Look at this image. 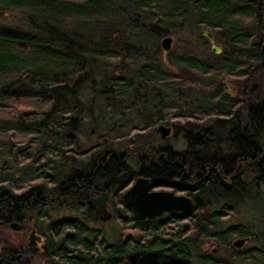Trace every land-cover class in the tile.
<instances>
[{
    "label": "trees",
    "instance_id": "trees-1",
    "mask_svg": "<svg viewBox=\"0 0 264 264\" xmlns=\"http://www.w3.org/2000/svg\"><path fill=\"white\" fill-rule=\"evenodd\" d=\"M200 30L222 37L226 48L237 49L235 57L218 60ZM170 35L180 52L176 57L170 51L164 60L161 41ZM239 78L246 81L235 85L231 100L222 82ZM183 98H195L199 107L184 108ZM132 113L143 121L133 131L142 133L117 128ZM172 120L187 123L173 127L189 145V163L208 165L218 153L220 163L237 169L233 188L215 190L202 182L187 214L138 221L122 210L111 235L89 226L97 220L81 212L77 198L59 201V208L44 205L37 226L43 264H264V222L254 219L264 216V201L254 197L264 191V0H0V209L10 202L21 210L25 198L38 193L62 195L74 167L67 153L93 122L95 134H115L118 149L109 152L114 163L103 178L111 184L101 188L95 170L92 187L123 191L135 178L124 154L131 145L152 146L146 133L156 135L157 125ZM167 156L179 165L183 160L179 151ZM159 159L142 176L155 186L181 189L189 180ZM124 171L118 184L115 177ZM248 197L254 227L239 218L223 225ZM241 237L254 246L233 252L232 241ZM8 238L1 228L2 252ZM207 244L224 250L229 261L208 254Z\"/></svg>",
    "mask_w": 264,
    "mask_h": 264
},
{
    "label": "flooded vegetation",
    "instance_id": "flooded-vegetation-1",
    "mask_svg": "<svg viewBox=\"0 0 264 264\" xmlns=\"http://www.w3.org/2000/svg\"><path fill=\"white\" fill-rule=\"evenodd\" d=\"M216 42L217 40L215 37V44ZM219 48H220V53L214 54L216 57H220V54L223 51L222 47L219 46ZM230 49L232 51L229 53V55L231 54L232 56L228 55L227 57H224V60L221 61H225V60L229 61L230 59H233V57H235L233 54H234V50L237 49L235 48L233 49L230 48ZM244 58L245 56H242L240 59L241 62L243 63H245L246 61V59L243 60ZM244 81H246V79L243 80L242 83ZM222 83L225 89L228 87L231 89V95H228L225 92V96L233 100L235 98L234 95L235 92L233 88L235 87L237 82L233 79H226ZM220 117H217V119H220ZM158 126L161 125H157L154 128V132L158 134V138L155 141L156 142L159 141L160 143H158L157 145L151 143L152 146H150V144L148 143L149 145H144L143 147H141V149H139L138 146L136 147L135 145H131L129 148L130 151L124 154L127 160L129 158L132 159L131 160L132 163H130L129 166H130V171L134 173L135 178L132 179L126 185L123 191L117 193H113V190H110L109 192L99 190V192H97L95 191L94 187H92L93 180H95L96 177L95 175L96 172L94 173L95 170L100 172L98 176H100L99 182H101L102 184L101 188L102 187L105 188L108 186V184H111L108 180H103V178L104 179L107 178L108 165L110 163L111 164L114 163L113 161L109 163V159H108V155L109 152H111V150H109L106 147L105 148L103 147V145H106L105 143L107 140L102 139L101 140L102 143L96 144L92 147H86L87 143L90 142V140L88 141L83 140L81 136L82 133L78 135V138L76 135L75 139L77 140L76 143L78 144V148L76 146H72L70 147L71 150H69V152L67 153V154H71V156L69 157L70 159L68 160L72 161V163L74 164V167H72V171L68 173L69 176L68 181L70 187L65 188L64 189L65 192L63 191L62 195H60V193H57V197L52 198L50 196L48 198L47 196L44 197L41 193H38L35 196H32L31 199L25 198L26 203L25 206L21 208V210H18V208L15 207L16 205L11 206L10 202L7 203L8 206L4 207L3 209H0V229L2 228L3 230H5L10 234V238L5 239L6 244H5V248L3 249V252L0 249V264H36V263L43 264V259H42L43 235L40 232H38L37 226L39 222L42 221L40 219L41 218L40 215L44 205H51L54 208L56 207L59 208L60 206L59 201L65 204L66 198H70L68 199L69 201L77 198L82 210L81 212L85 214L92 213V215L97 220L96 222H101L99 216L96 214V207L95 205L92 204V200L106 193L108 197L106 199L105 206L107 210L112 214V219L113 216H115L117 213L125 209L128 212V214L133 215L132 209L126 207L123 204L122 195L123 193H125L127 189L131 187V185L138 178L143 177L142 172L144 173L145 169H151L153 168L154 165L156 167L159 166L157 162L158 160H160L159 159L160 156L165 157V161L167 164H171L173 167L177 169L180 168L182 172V177L189 181H186V183L181 184V189L155 186L154 184H152L154 187L153 191H171L175 195L187 196L192 200L195 208L196 205L195 198L196 196L201 194L204 188L201 187L202 182H204L206 185L207 184L211 185L212 188L215 190L219 188H224L223 183L225 185L231 184V189L233 188L234 177L237 172V169L234 170L233 164L230 161H228V163L226 164L225 162L224 164L220 163L217 154L213 151L215 153V156L213 157L212 163L208 165L203 164L202 162L196 165L193 163H189L188 156L190 153L188 151L189 149L188 143L185 142V149L183 150H179V149L175 150L173 147H170L169 145H163V142L169 139L170 137L176 138L178 132L177 130L174 129L173 126L167 125L165 127L171 128V131L165 139H161V135L157 133L155 130ZM102 134H106V133H102ZM176 151L181 152L183 155V160L180 163V165L171 158H168L167 156L170 153L174 154ZM199 152L200 151L198 149L196 153L198 154ZM78 154H82L84 155V157L82 159H78L76 157ZM94 157L97 158L94 160L91 167V161L93 160ZM244 162L246 163V158H244ZM122 173H126V176L128 175L127 171H124ZM240 174L241 176L242 174H245L246 176L247 170L245 169L241 171ZM120 176L115 177L116 182ZM126 176L124 180L126 179ZM190 179H193L195 181L192 182V180ZM230 190H226V191H230ZM120 196L121 199L119 198ZM27 204L30 206V208H32V210L27 211ZM11 224H16L18 226V229L12 228ZM36 238H40V240H36ZM235 252L238 253V251ZM2 253L3 255H1Z\"/></svg>",
    "mask_w": 264,
    "mask_h": 264
},
{
    "label": "rangeland",
    "instance_id": "rangeland-1",
    "mask_svg": "<svg viewBox=\"0 0 264 264\" xmlns=\"http://www.w3.org/2000/svg\"><path fill=\"white\" fill-rule=\"evenodd\" d=\"M171 36V35H170ZM169 36V37H170ZM185 37L189 38V33L188 32H185ZM171 38L173 39V43H172V48H171V52L174 51V53L172 54L173 56H178L180 50L178 52H176L174 49H177V42L175 41V39L173 38V36H171ZM190 39V38H189ZM259 40V39H258ZM217 41L220 43L217 45V46H220L222 47L223 51L221 52L220 54V57H218V60H224V57H227L229 55V53L232 51L230 48H226L223 44V40H222V37L220 38H217ZM211 45V44H210ZM200 44L198 42V44L196 45V47L194 48V51L196 52L197 55H200L201 53H199L200 51H202L201 48H199ZM170 53V52H169ZM168 53V54H169ZM167 54V55H168ZM166 54H163V59L165 60L166 57H167ZM176 56V57H177ZM246 58H244L243 60H245ZM246 62V61H245ZM228 77L227 75L225 74H218V78L219 79H224ZM234 78V77H233ZM237 83L241 82L245 79L243 78H239V79H234ZM240 83V84H241ZM183 101V102H182ZM182 101L180 100V103H184V101L187 102V106L186 107H191L193 108L194 110L196 109V107L198 106L199 107V102L197 100H195V98H191L190 100H187V99H182ZM137 115L136 114H127L125 115L124 117H122V119L118 120V122L116 123L117 125V128H125L127 130H129V135H134V134H139V133H142V131H133L135 130L134 128H136V126H139L140 128L142 127V120L140 118H137L136 117ZM116 117H118V115L116 116H113V118L115 119ZM101 121H103V119H101ZM104 122V121H103ZM187 124L185 121H177V120H172V121H167V122H164L162 124H159V125H163V126H167V125H171V126H174L175 124ZM105 124V122H104ZM205 124H208V123H205ZM209 125V124H208ZM106 127V125H105ZM94 130H98V127L96 126L95 122L93 123H89V125H85L83 126L82 128V131H84L81 136L83 138V140L85 141H88L90 140V142L87 143L86 147H92L96 144H99V143H102V139H106V145H103V147L105 148H108L109 150H112V149H118V142L116 141V136L115 134L113 133H110L108 132V134H102V133H98V134H95L94 133ZM141 130V129H139ZM177 132H180L179 130ZM117 135V134H116ZM146 138L148 140H154L153 143L155 145H157L158 143H160L159 141H155L157 138H158V134L156 135H153V134H150V133H146ZM262 143H261V146L264 148V137L263 139L261 140ZM120 142V141H119ZM163 145H169L170 147H173L175 150L179 149V150H183L185 149V142H184V138L181 136V134L179 133L177 135L176 138H169L167 139L166 141L163 142ZM122 148V146L120 147ZM218 154V153H216ZM262 193H261V196L259 194H256L254 193V197L256 196L258 200H263L264 201V191L261 190ZM242 198V196H239V199ZM243 203V206H241L240 209H237L236 210H233L232 212V215L229 216L227 219H225L224 221V224L223 225H231L232 223H236L237 222V219L238 220H242L244 222V220L248 221L246 224V226L248 227V229H251L253 228L254 226L252 225V222L250 221L251 219V215L253 213V209H254V206H253V203L251 201V197H248L246 199V202H242ZM247 203V204H245ZM247 214L249 216V218H245L244 215ZM264 214V213H262ZM257 218L258 221L256 223H258L260 220H261V223L264 222V216L260 218L257 217H254V219ZM189 221L187 220L185 223H188ZM118 224H119V221L118 219L114 218L113 216V219L109 222H93V223H89V226L92 227V228H96V229H102L104 230L108 235H111V234H115L113 232V230H116L118 229ZM259 226V225H258ZM237 239V238H235ZM234 239V240H235ZM233 240V241H234ZM254 244L253 243H250L249 241H247L244 246L240 249V250H236L234 248L233 252L234 251H238V252H243L244 250H247L249 249L250 247H253ZM204 250L210 254L211 256H213L214 258L216 259H221L223 261H229L228 259V256H227V253L224 251V250H219L218 252L216 251V248L214 246H210V244H207L204 248ZM215 250V251H213ZM231 254L232 251H231ZM230 256V254H229ZM236 257V256H235ZM235 259V258H234ZM37 264V263H36ZM233 264H242L240 262H235ZM243 264H246V263H243Z\"/></svg>",
    "mask_w": 264,
    "mask_h": 264
},
{
    "label": "water",
    "instance_id": "water-1",
    "mask_svg": "<svg viewBox=\"0 0 264 264\" xmlns=\"http://www.w3.org/2000/svg\"><path fill=\"white\" fill-rule=\"evenodd\" d=\"M198 35L207 39L211 44V51L214 54L220 53V48L215 45V35L206 31L200 30ZM173 39L171 37H165L161 41V49L164 54L170 52L172 48ZM226 93L231 95V89L226 88ZM185 107L187 102L184 101ZM156 132L161 135V139H165L171 128L165 126H158ZM260 159H264V152L261 154ZM126 173L122 175L117 180L118 183H122ZM224 182V181H223ZM224 185L225 190L231 189V184ZM154 187L146 178H138L129 189L125 191L122 195L123 204L126 207L132 209L134 218L138 221L145 219L151 220L156 217L162 216L167 212H181V213H190L194 210V204L192 200L184 195H175L171 191H153ZM108 195L106 193L102 194L100 197L92 200V204L96 207V214L99 216L101 222H108L112 219V214L106 208V199ZM11 227L18 229L16 224H11ZM40 240V238H36ZM247 238H237L232 241L231 245L236 250H240L244 244L247 242ZM34 243V242H33ZM213 246V244H210ZM215 251V250H213Z\"/></svg>",
    "mask_w": 264,
    "mask_h": 264
},
{
    "label": "bare ground",
    "instance_id": "bare-ground-1",
    "mask_svg": "<svg viewBox=\"0 0 264 264\" xmlns=\"http://www.w3.org/2000/svg\"><path fill=\"white\" fill-rule=\"evenodd\" d=\"M264 152V151H263ZM143 221V220H142Z\"/></svg>",
    "mask_w": 264,
    "mask_h": 264
}]
</instances>
